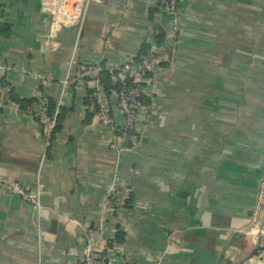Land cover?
<instances>
[{
    "label": "crops",
    "instance_id": "0c3cea01",
    "mask_svg": "<svg viewBox=\"0 0 264 264\" xmlns=\"http://www.w3.org/2000/svg\"><path fill=\"white\" fill-rule=\"evenodd\" d=\"M164 4L92 0L79 30L54 24L42 0H0V177L42 185L37 208L0 184V264H82L85 228L101 225L111 264H264L261 242L251 256L264 176V0H178L176 35ZM75 46L81 69L145 48L163 59L132 150L99 122L85 79L63 92ZM42 97L63 112L49 148L39 104H28ZM117 178L123 204L106 209Z\"/></svg>",
    "mask_w": 264,
    "mask_h": 264
},
{
    "label": "built area",
    "instance_id": "2783aa9c",
    "mask_svg": "<svg viewBox=\"0 0 264 264\" xmlns=\"http://www.w3.org/2000/svg\"><path fill=\"white\" fill-rule=\"evenodd\" d=\"M71 9H68L69 0H42L43 10L52 16L53 23L65 27L77 26L81 30L83 23V12L92 0H75ZM78 1V2H77ZM86 5V6H85ZM165 10L171 16L172 30L174 35L180 29V18L178 14V0H168ZM79 61L76 54V46L67 64V74L62 82L65 93L72 85L77 76L86 79L93 92V98L98 108L97 116L101 125L110 131L119 132L124 147L120 150L130 151L140 143L143 126L149 120L150 108L144 106L140 99L142 94H147L146 87L142 84L147 80L146 75L153 74L154 78L163 71V59L149 52L141 57L140 62L133 60L121 64H97L84 67L79 75L77 69ZM107 71L111 76L113 85L120 84L122 88L108 94L101 80V73ZM40 79H45L38 76ZM46 80V79H45ZM49 82L50 80H46ZM131 82V87L127 83ZM61 103L58 104L55 113L50 114L46 108V101L40 99L37 119L41 125L42 135L45 139L46 148L52 142L54 131L57 127V114L60 112ZM115 111L123 116L119 124ZM119 150V151H120ZM0 184L13 192H18L27 202L39 208L40 193L42 185L39 184L37 192L24 188L15 180L0 177ZM122 189L117 178L110 187L106 199V209L119 208L123 204ZM264 176L258 185L257 201L252 217V228L262 235L261 244L264 245ZM103 226L85 228V246L83 249L82 264H111L108 257L103 254L101 244L104 242Z\"/></svg>",
    "mask_w": 264,
    "mask_h": 264
},
{
    "label": "trees",
    "instance_id": "16d2710c",
    "mask_svg": "<svg viewBox=\"0 0 264 264\" xmlns=\"http://www.w3.org/2000/svg\"><path fill=\"white\" fill-rule=\"evenodd\" d=\"M168 0H164V5H166V2H167ZM0 31H1V28H0ZM147 53H149V50L147 49V48H145L144 49V52H143V54H141L139 57H137L136 59H134L133 61H135V62H140V60H141V57L143 56V55H146ZM105 64V63H104ZM163 70H164V64H163ZM82 72V70H81V68H80V64H79V67H78V69H77V74L76 75H79L80 73ZM101 80H102V83H103V87H104V89L108 92V94H110V93H112L113 91H118L120 88H122V85H121V83L120 84H117V85H113V83H112V81H111V76H110V74L107 72V71H104V72H102L101 73ZM146 77H147V80L142 84V86H144V87H147V85H149V84H153V80L155 79L154 78V75L153 74H147L146 75ZM86 80V79H85ZM87 81V80H86ZM131 85H133L131 82H128L127 83V86L128 87H131ZM90 90V89H89ZM90 94H91V97L93 96V92L90 90ZM149 94H148V92H147V94H142L141 96H140V99H141V101L143 102V104H144V106H146V107H149V104H150V98H149V96H148ZM40 99H44L45 101H46V108H47V111H48V113H50V114H53V113H55V111H56V106H57V103H56V101L55 100H53V99H51V98H45V97H42V98H39V99H35V100H33L32 102H29L28 104H30V105H33V104H40ZM92 99H94V98H92ZM94 104H95V100H94ZM23 105H25V103H23ZM95 106H96V104H95ZM98 111V108H97V106H96V112ZM34 114L37 116V111H34ZM62 116H63V112H59L58 114H57V127H56V129H55V131L58 129V127H59V122H60V119L62 118ZM55 131H54V133H55ZM54 135V134H53ZM53 138V137H52ZM140 142H141V140H140ZM127 203V202H126ZM125 203V204H126ZM263 249H264V247H262ZM257 253V252H256ZM255 253V254H256Z\"/></svg>",
    "mask_w": 264,
    "mask_h": 264
},
{
    "label": "water",
    "instance_id": "95a60500",
    "mask_svg": "<svg viewBox=\"0 0 264 264\" xmlns=\"http://www.w3.org/2000/svg\"><path fill=\"white\" fill-rule=\"evenodd\" d=\"M55 226H56V223H54L53 227L55 228ZM262 227H264V220H263V222H262ZM261 240H262V235L259 234V236H258V242H257L256 247H255L254 251L252 252L251 256H252V255L254 254V252L257 250V248H258V246H259ZM251 256H250V257H251ZM250 257H249V258H250ZM247 259H248V258H247ZM244 261H245V260H243L242 262H244ZM242 262H240L239 264H241Z\"/></svg>",
    "mask_w": 264,
    "mask_h": 264
}]
</instances>
